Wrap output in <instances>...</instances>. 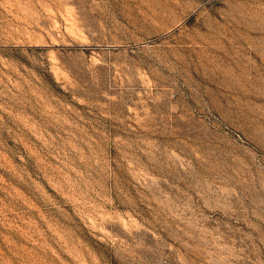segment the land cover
Segmentation results:
<instances>
[{"label": "rangeland", "instance_id": "rangeland-1", "mask_svg": "<svg viewBox=\"0 0 264 264\" xmlns=\"http://www.w3.org/2000/svg\"><path fill=\"white\" fill-rule=\"evenodd\" d=\"M0 264H264V0H0Z\"/></svg>", "mask_w": 264, "mask_h": 264}]
</instances>
